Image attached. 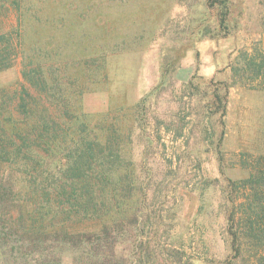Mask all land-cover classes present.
Segmentation results:
<instances>
[{"label": "rangeland", "instance_id": "rangeland-1", "mask_svg": "<svg viewBox=\"0 0 264 264\" xmlns=\"http://www.w3.org/2000/svg\"><path fill=\"white\" fill-rule=\"evenodd\" d=\"M263 70L264 0H0V110L22 118L20 99L40 98L57 116L43 80L91 127L127 135L147 193L138 239L161 251L143 264H229V182L248 177L243 155H264ZM19 232L3 227L0 244Z\"/></svg>", "mask_w": 264, "mask_h": 264}, {"label": "trees", "instance_id": "trees-1", "mask_svg": "<svg viewBox=\"0 0 264 264\" xmlns=\"http://www.w3.org/2000/svg\"><path fill=\"white\" fill-rule=\"evenodd\" d=\"M247 64L262 71V63ZM37 86L52 99L57 116L40 98L20 99L22 118L0 110V230H20L0 244V264H61L65 253L72 264H143L144 258L156 263L160 249L138 239L147 193L128 161L127 135L114 122L91 127L69 110L71 100L50 95L52 88L43 80ZM210 105L220 113L222 139L226 96L214 93ZM31 107H38L37 115ZM33 142L43 154L24 163L21 154L37 152ZM243 156L239 166L248 177L228 186L229 264H264V155ZM29 175L32 179H26ZM123 240L132 249L121 256L117 248Z\"/></svg>", "mask_w": 264, "mask_h": 264}]
</instances>
